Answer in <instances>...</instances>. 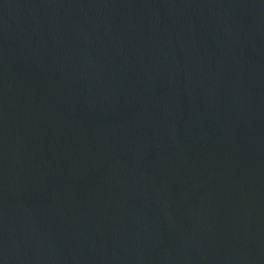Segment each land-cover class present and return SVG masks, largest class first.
I'll return each mask as SVG.
<instances>
[{
    "label": "water",
    "instance_id": "95a60500",
    "mask_svg": "<svg viewBox=\"0 0 264 264\" xmlns=\"http://www.w3.org/2000/svg\"><path fill=\"white\" fill-rule=\"evenodd\" d=\"M0 264H264V0H0Z\"/></svg>",
    "mask_w": 264,
    "mask_h": 264
}]
</instances>
